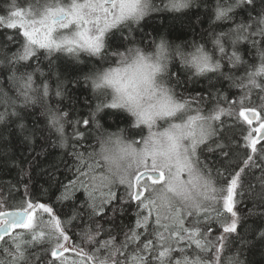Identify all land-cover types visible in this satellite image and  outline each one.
Instances as JSON below:
<instances>
[{
  "label": "snow or ice",
  "instance_id": "6c2138e0",
  "mask_svg": "<svg viewBox=\"0 0 264 264\" xmlns=\"http://www.w3.org/2000/svg\"><path fill=\"white\" fill-rule=\"evenodd\" d=\"M191 3L192 0H162L161 8L154 0H51L29 12L28 18L22 11H11L6 27L18 30L14 42L20 47L15 53L3 54L0 58V103L5 108L0 113V123H5L9 115L23 120L16 111L18 102L21 107H27L37 102L36 93L44 98L49 96L46 83L36 85V73L41 70L38 66L32 68L29 63L38 57L39 49L46 50V58L55 52L75 54L83 50L104 59L103 50L110 31L132 23L138 25L150 12H179ZM241 12L246 13V18L239 15ZM213 14L214 21L222 23L216 25L221 31H210L211 51L201 44L194 45L193 52L185 53L180 46L171 48L161 39L159 44L152 42L153 52L129 47L126 52L112 53L119 57V66L97 74L92 80L95 89L112 90L110 102L97 104L90 119L73 123L86 126L96 123L100 128L96 113L103 108L125 109L135 118L134 127L141 131L143 126L147 127V136L131 142H125L119 135L100 136L97 137L98 150L79 152L75 145L84 135L74 126L73 165L69 168L72 176L66 184L60 182L63 191L56 201L71 202L79 191L84 193L85 199L82 208L75 210L67 221L54 212L53 206L33 198L30 184L23 179H18L15 186H8L7 198L0 190V205L6 204L8 198L14 199V192L20 195L15 210L0 211V264H28V249L39 238L50 245L45 253L51 258L47 264H67L64 253L69 251L79 257L71 264H243L236 256H227L226 252L235 239L229 237L237 233V197L241 194L238 189L244 187V178L256 167L252 154L258 152L260 141L253 137V131L261 133L264 130V0H215ZM4 23L5 19L0 18V24ZM225 24L229 25L226 30ZM128 30L131 33V28ZM8 39L14 40L13 37ZM123 39L135 43L134 38ZM241 43H247L256 51L260 61L258 66L243 60L239 54ZM177 57L186 67L195 69L197 76L213 73L230 81V86L240 90V98L230 102L226 95L218 93L213 114L204 116L198 108L197 114H191L192 104H198L202 98L185 99L176 93L180 78L175 76L173 81L168 60ZM240 68H243V74L237 77L233 70ZM253 92L261 100L259 109L245 105L246 100L252 103ZM63 94V82L60 81L55 95ZM221 103L228 104V108L221 107ZM44 107L47 128L57 134L59 147L68 148L65 133L68 113L47 104ZM225 114L237 121L243 117L239 122L248 125L257 120L259 127L248 131L244 137V158L235 165L229 162L214 170L201 156L205 150L215 151L206 142L220 135L221 116ZM158 122L167 126L163 130H153L158 127ZM17 126L21 134L28 131L22 122ZM37 131L43 130L34 128L29 135H23V139L31 142ZM213 142L224 159L230 161L232 150L225 152L224 145ZM137 144L142 146L137 147ZM248 148L252 154L247 153ZM259 153L260 159L264 160V144ZM185 174L186 179L183 178ZM19 175L27 174L21 169ZM218 179L223 184L219 189L216 187ZM260 179L264 190V175ZM20 184H24L22 194L19 193ZM118 186L124 187L127 199L114 190ZM248 187L251 190L252 185ZM117 200L122 206L135 203L137 209L133 228L124 234L119 244L111 235L101 241L100 234L106 230L98 222L107 206ZM221 200L222 210L212 208ZM261 202L264 203V192ZM72 207L75 209V204ZM213 211L215 215L211 214ZM226 213L230 218H226ZM41 214L48 218L47 232L41 231L37 237L32 233L34 222ZM75 220L82 221L74 227L81 229L79 235L85 244L95 246L94 252H85L75 243L71 248L67 246L70 237L65 225ZM212 220L222 229V234L215 239L212 238ZM261 236L264 237V232Z\"/></svg>",
  "mask_w": 264,
  "mask_h": 264
},
{
  "label": "trees",
  "instance_id": "16d2710c",
  "mask_svg": "<svg viewBox=\"0 0 264 264\" xmlns=\"http://www.w3.org/2000/svg\"><path fill=\"white\" fill-rule=\"evenodd\" d=\"M50 3L51 0H0V18L5 19L4 24H0V58L3 54L11 55L15 53L20 45L14 42L17 38V31L6 27L7 18L11 11H22L24 13L32 12L35 8L44 3ZM166 2V0H165ZM154 3L163 8L162 0H154ZM215 0H192L191 5L179 12L170 10H161L150 12L142 19L139 24L132 23L123 25L117 31H110L107 40L106 48L103 50L105 58L100 56L90 55L88 52L80 50L75 54L64 52H55L50 58L47 57L46 50L39 49L38 57L31 59L29 63L32 68L37 66L41 71L36 73V85L47 84L50 92L47 98L40 97L36 93L37 102L27 107H21L19 102L16 111L20 112L23 120H19L16 116H6L5 123H0V190L4 192V198L8 196V186L13 185L18 179H23L30 184V191L33 198L41 202H46L54 207V212L64 221H67L75 210L81 209L85 199L82 191L75 194V200L64 201L58 203L56 197L59 196L60 182L67 183L71 178L72 173L69 168L73 165V156L71 155V145L75 144V139L72 137L74 126L79 131L83 132L84 138L76 144V150L84 152L87 149L89 152L99 149L97 137L103 136L107 138L110 135H119L125 142L138 141L142 136H147L148 130L146 126L139 128L133 126L135 118L131 116L125 109H110L103 108L99 113H96L95 119L99 123L100 128L96 127V123H91L86 126L83 123L74 125L75 121L90 119L92 113L95 112L97 104L102 101L107 103L111 100V92L109 89H95L92 80L95 76L109 68H114L119 65V57L112 55L116 52H126L129 47H140L146 52L155 51L153 41L159 44L161 39H164L171 48L180 46L185 53H190L195 50L194 45H205V48L211 51L213 45L211 43L210 31L215 29L216 32L221 31L217 24L222 22L214 21L213 8ZM246 18V13L239 14ZM239 16L237 17V22ZM229 25H224V30ZM131 28V33H129ZM9 37H13V41H9ZM123 37L134 38L135 43H129ZM239 54L248 64L259 65L260 61L254 49H251L247 43H241ZM113 61V62H112ZM32 69L30 68L29 71ZM168 71L173 73V81L175 76H179L180 84L176 86L177 94H181L185 99L192 97L202 98L199 103H193L191 114L195 115L197 108L200 114L208 116L213 114L216 109L217 94L226 95L229 101H237L241 92L238 88L230 86L231 82L225 80L216 74L207 73L204 75H195V69L183 65L179 58L168 60ZM235 76L243 74V68L234 69ZM162 79V78H161ZM63 82L62 96H56L58 82ZM5 83L4 88L7 89ZM107 99H105V94ZM11 95H15L14 92ZM252 103L245 101L246 106H254L259 109L261 100L256 92L252 93ZM45 104L50 105L53 109L59 108L61 112H67L68 123L65 124V133L68 137L69 147H59V138L54 131L47 128L48 120L45 116ZM221 107L227 109L228 104L221 103ZM5 108L0 103V113L4 112ZM218 136H213L206 144L215 149L209 152L205 150L201 159H206L207 163L215 170L222 168L229 162L235 165L241 158L245 157L244 145L246 141L244 137L251 131L252 125L240 123L243 117L237 121L234 117L222 115ZM26 126L27 132L21 134L19 123ZM219 123V122H217ZM42 129L37 131L32 136L31 142L25 141L23 135H29L33 129ZM159 128V127H157ZM46 138H48L46 140ZM213 141H218L224 145L225 152L230 149L233 152L232 159L225 160L221 155V151L216 149V144ZM264 141L257 145L258 152L251 153V149H247L248 154H252L256 163V167L252 168L243 180L244 187L238 189L241 193L237 197V208L239 222L237 233H233L229 239L232 240L230 249L227 250V256H236L243 264H264V237L261 233L264 232V203L261 202V194L264 190L261 189V176L264 175V160L260 159L259 149ZM140 144H137L138 146ZM203 147V146H201ZM223 162V163H222ZM243 167L244 165L241 164ZM27 174L20 176V170ZM215 176V173H213ZM29 176L31 180L29 181ZM249 184L252 185L249 190ZM216 187H223L221 180H216ZM59 189V191L57 190ZM117 194L124 199V187L118 186L114 189ZM24 192V184L19 185V193ZM14 199L8 198L6 204L0 205V211L15 210V202L20 199V195L13 193ZM51 197V198H49ZM75 204V209L72 207ZM217 211L223 209L222 200L212 205ZM136 205L135 203L121 205L120 201H114L108 205L103 218L99 219L100 225L106 231L100 234L101 241L109 238V235L116 238V243L119 244L123 240L124 234L133 228L136 221ZM211 211V209H210ZM215 215V212H211ZM226 218H230V214H225ZM43 223L38 224L39 229L45 228L48 218L40 217ZM45 219V220H44ZM82 221L75 220L70 224H66L67 234L70 237L68 240L70 245L73 243L80 245L85 252L92 253L95 251L94 245L85 244L80 238V228L74 227L75 224H80ZM213 226L212 238L222 234L220 225L215 220L210 221ZM186 226L190 224L186 223ZM205 227L204 223L200 225ZM41 230V229H40ZM30 238V237H26ZM50 245L43 238L37 239L32 244L27 252L28 264H47L51 259L46 256V251ZM178 255V253H174ZM191 255V253H189ZM59 264V262H57Z\"/></svg>",
  "mask_w": 264,
  "mask_h": 264
},
{
  "label": "rangeland",
  "instance_id": "374dc122",
  "mask_svg": "<svg viewBox=\"0 0 264 264\" xmlns=\"http://www.w3.org/2000/svg\"><path fill=\"white\" fill-rule=\"evenodd\" d=\"M25 14H26V15H25V18H28V17H27V14H28V13H25ZM58 31L67 32V30H58ZM118 66H119V65H118ZM118 66H117V67H118ZM251 125H252L251 130H253V129L259 127V121H256V122H254V123L251 124ZM166 126H167V125L164 124L163 122H158V127H159V128H154L153 130H163V128L166 127ZM253 137L256 138V132H254V131H253ZM141 146H142V145H138L137 147H141ZM183 178H185V179L187 178V177H186V174L184 175ZM222 206H223V202H222ZM40 217L47 218V216L41 214L40 216H38L37 221L34 222V232H33L32 234L36 235L37 237H39V234H40L41 231L46 232V230H43L42 228H40V229H41V230H40L38 227H36V226H38V224L40 225L41 223H43V220H41ZM44 220H45V219H44ZM39 239H41V238H39ZM67 246H68L69 248L72 247V246L70 245V242H69V241L67 242ZM64 257L67 258V264H71L72 260H74V259H79V257L76 256L75 252H72V251L65 252V253H64Z\"/></svg>",
  "mask_w": 264,
  "mask_h": 264
},
{
  "label": "water",
  "instance_id": "95a60500",
  "mask_svg": "<svg viewBox=\"0 0 264 264\" xmlns=\"http://www.w3.org/2000/svg\"><path fill=\"white\" fill-rule=\"evenodd\" d=\"M256 120H253L252 123H254ZM256 139H258L260 142L264 141V130H262L261 133H256ZM9 211H13V210H9Z\"/></svg>",
  "mask_w": 264,
  "mask_h": 264
},
{
  "label": "bare ground",
  "instance_id": "6f19581e",
  "mask_svg": "<svg viewBox=\"0 0 264 264\" xmlns=\"http://www.w3.org/2000/svg\"><path fill=\"white\" fill-rule=\"evenodd\" d=\"M113 62V61H112Z\"/></svg>",
  "mask_w": 264,
  "mask_h": 264
}]
</instances>
